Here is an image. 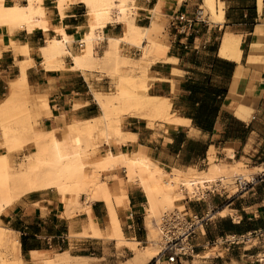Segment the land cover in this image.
Returning <instances> with one entry per match:
<instances>
[{"label":"crops","instance_id":"crops-1","mask_svg":"<svg viewBox=\"0 0 264 264\" xmlns=\"http://www.w3.org/2000/svg\"><path fill=\"white\" fill-rule=\"evenodd\" d=\"M155 1H146L144 5L152 7ZM224 4L223 24L210 25L208 21L185 34L179 33L174 23L181 7L172 3L163 6L168 29L165 41L173 48L170 53L177 61L152 66L151 74L157 80L150 92L170 96L173 105L178 107L176 117L181 123L171 121L168 124L156 120L150 125L146 119L128 117L121 128L125 141L103 143L104 146H101V149H137L141 145L143 153L168 171L174 170L175 174L202 170L198 165L206 163L208 166L212 152L219 161L230 160L226 151L230 148L234 152L233 158L237 162L234 164H238V170L252 177L251 181H247L249 184L246 188L240 187L237 180L236 191L225 184L219 191H207L206 197L211 200L215 215L208 225L197 231L193 239L195 254L180 257L174 263L162 258L158 264H264V62H259V56L252 52L256 28L264 24V5L261 7L262 4L257 3L256 7L254 1L250 5L242 0H224ZM185 12L191 17L194 15L188 8ZM80 19L81 15L75 12L64 19L68 33H75ZM54 23H58L57 17ZM225 31H231L241 39L239 62L219 55ZM218 32L223 34L216 45ZM263 32L264 29L260 38L264 41ZM12 39L21 46L27 44L32 54L15 53L12 46L2 48L0 99L10 93L9 80L21 75L20 62L31 59L25 71L29 93L34 98L47 95L53 111L46 116L45 109L40 105L42 119L39 129L53 131L55 137L60 139L74 117L89 120L100 116L94 91L109 89L108 79H98V73H90L86 77L82 72L70 69L69 60L64 70H46L38 51L45 40L42 30L32 34L18 31ZM245 41H248V50L243 54ZM257 47L264 56V43ZM239 68L241 78L235 82ZM233 87L238 92L231 100L229 95ZM223 90L226 91L224 97ZM219 99L220 105L217 106ZM74 105L78 107L72 114L70 111ZM198 110L203 111V115L200 116ZM207 120L212 123L206 126L198 124V121ZM63 125L65 128H62ZM30 148L37 149L35 145L23 149ZM240 163L246 169L240 167ZM117 171L122 175L125 173L121 169L113 170L110 174L115 179L122 177ZM142 190L137 184L129 186L128 205L118 208V216L126 238L144 245L147 243L146 196ZM206 197L193 205H189L185 199V210L188 213L210 210L211 205ZM78 201L80 205L70 206H75L77 210H72L54 191H33L24 194L1 213L2 224L19 234L20 255L24 262L42 264L46 257L63 251L70 252L74 257L90 258L88 264H121L134 256L129 246L118 245L117 240L109 236L110 207L105 199L98 198L89 204L83 194ZM92 223L102 235L94 234ZM154 261L155 258L146 264H153Z\"/></svg>","mask_w":264,"mask_h":264},{"label":"bare ground","instance_id":"bare-ground-1","mask_svg":"<svg viewBox=\"0 0 264 264\" xmlns=\"http://www.w3.org/2000/svg\"><path fill=\"white\" fill-rule=\"evenodd\" d=\"M14 1L0 0V29L2 30L0 33V55L2 48L15 46L17 41L12 39V36L18 31L32 34L37 30H42L46 36V45L38 51L43 56L42 60L46 70H57L58 63L69 56L74 61V69L79 72L92 70L99 64L100 68L116 85V91L114 95L112 94L111 99L115 102L102 101L100 116L96 117L102 122V127L98 128L93 124L94 118L82 120L74 117L67 126V130L62 132L60 139L55 137L53 131L49 132L50 144L47 146L51 150L52 155L50 157H44L42 150L34 149L31 151V156L38 167L30 174L29 187L42 189V191H54L61 196L65 201V206L67 205L69 208L74 204L75 206L80 205L78 200L83 194L89 204L98 198L105 199L110 207L111 232L109 236L115 238L118 244L127 243L130 245L136 253L134 261L146 264L151 259L157 258L163 250V243L160 239V224L166 213L174 210L179 211L180 207H185L183 202L185 199H202L206 197L207 191H219L224 184L232 191H236L237 180L243 183L251 181L250 175L238 170V164L226 165L210 159L206 169H194L188 174H180L179 172L175 174L174 170L168 171L158 161L143 153L141 145H138L137 149H128L119 153H115L110 148L101 149V146H104L103 143H119L120 141L123 122L120 107L127 105L131 107L129 108L131 110L150 112L149 115H159L163 111L170 114V98L150 92L157 79L151 74L150 63L147 62L148 53L151 51L154 42L159 43L164 49L170 48V44L165 41V34L168 29L167 16L163 6L172 3L178 7L183 2L191 1L193 3L196 0H156L152 7H144L143 9L138 4L139 0H55L60 15L58 25L54 24L52 14L46 5L47 0H24V6L17 5ZM201 1L203 18L206 19V14L210 17L211 22L223 24L225 21L224 0ZM257 1L259 5L264 2L263 0ZM79 5L85 8L86 20L77 27L75 26V33L70 34L67 32V26L63 21L70 14V11ZM140 11H145V15L147 14L149 26L139 24ZM118 25L123 26L121 34L113 33L106 37V30L108 28L116 29ZM263 29L264 24L257 26L252 47L253 54L259 56L261 63L264 62V56L257 46L264 43L260 38ZM103 41L107 42V49L98 63L95 57V48ZM240 41L241 39L236 38L231 31H225L219 48V55L227 60L239 62L241 56ZM75 42L80 44L78 53H72L68 48ZM122 47L134 48L139 51L141 59L135 62L130 55H121L120 49ZM31 52L32 49L28 46V55L32 54ZM30 61L31 59L22 61V71H26ZM249 65L252 64L249 63ZM137 70L141 71L140 75L135 73ZM240 78L239 68L234 78L235 82L239 81ZM147 79L152 80L145 87L147 91L139 90L141 82ZM15 92V88H12L6 98L0 99V118L9 117L7 122L0 124V149H4L0 151V169L10 165V159L6 153L9 137L15 132L23 134L33 129L29 122L28 111L18 116L10 114L8 111V107L17 99ZM236 92L238 91L233 87L230 90L229 99L232 100V96ZM98 96L101 98L100 95ZM76 111L77 107L70 113L75 114ZM139 114L141 118L146 117L145 113ZM172 117L170 118L171 121L181 123L178 116H175L174 119ZM36 132L35 139L37 140L45 136L44 132L37 130ZM15 147H19V144ZM45 147L41 146L37 149H45ZM114 166L124 168L125 175L115 179L110 173V175L105 174L104 176L96 171L97 168ZM10 178L13 181L15 179L14 174L6 173L4 189L3 191L0 189V200L1 196H4L8 199L9 206L17 200L13 191L15 188L12 187V184L5 183V180ZM135 184L143 189L146 196L147 244L141 248L138 247L139 241L126 238L118 216V208L128 205L127 191L129 186ZM206 198L211 203L208 196ZM210 205L212 208V204ZM214 215L215 213H213ZM92 227L95 235H102L98 229L94 228L93 223ZM15 233V236L18 237L19 234ZM61 254L66 256L69 252L65 251ZM68 257L70 258V256ZM81 258L84 259L85 257Z\"/></svg>","mask_w":264,"mask_h":264},{"label":"rangeland","instance_id":"rangeland-1","mask_svg":"<svg viewBox=\"0 0 264 264\" xmlns=\"http://www.w3.org/2000/svg\"><path fill=\"white\" fill-rule=\"evenodd\" d=\"M242 1H248L250 5H252V2L254 1L255 6L257 7V3H258L257 0H242ZM144 2H146V0H139L138 1V4H139V6L142 7V9L145 7ZM14 3L17 5H22V6L25 5L24 0H15ZM46 5H47V8L49 9L50 13L52 14L53 21H55V19L57 17L58 23H54V24L58 25L59 21H60V15H59V11H57L58 8L56 6L55 0H47ZM201 5H202V1L196 0L193 3L191 1L183 2L179 6L181 7V9H180L181 11H186L188 8V10L195 13L198 6L201 8ZM263 5H264V2H263L261 7H263ZM81 6L82 5L76 6L70 11V14L75 12V13L81 15L80 24L84 23L86 20L85 8L83 6L82 7ZM223 7L225 8V4L223 5ZM201 9H203V8H201ZM176 10H178V8ZM180 10H178V11H180ZM146 15H145V11H140L139 24H141L143 26H149L150 25V23L147 22L148 19L146 18ZM205 18L209 21L210 25L214 24V22H211V19L208 15L205 14ZM171 19H173V18H171ZM262 20H263V18H262ZM258 22H260V20ZM122 30H123L122 25L116 26V29L108 28L106 30V37H108L109 35H112L113 33L121 34ZM26 34H28V33L26 32ZM222 34L223 33L218 32V38L216 40V45L220 42ZM237 35H240L243 37V35H241V34H237ZM45 38H46V36H45ZM236 38H238V37H236ZM147 41L148 40L146 39V42ZM155 43L156 42H154V45L152 46L151 51L148 53V58H147V60H148L147 62L150 63V69L156 63H167V62L169 63V62L177 61V59L174 56H172L170 53V51L171 52L173 51V48L171 49V46L169 49L168 48L164 49V48H162V46L159 43H156V44ZM45 45H46V40H44L43 46H45ZM242 47H243V44H242ZM68 48L72 53H78L80 51V44L78 42H75L72 46L69 45ZM13 49H14L15 53H23L26 56H29L27 44L21 46L17 42L15 44V46L13 47ZM106 49H107V42L106 41H103L96 46L95 57H96V60L98 61V63L103 58L102 56H104ZM25 50H26V52H25ZM246 50H248V41L244 42L243 54H244V51L246 52ZM120 53H121V55H123V54L130 55L134 59L135 62H138L141 59V55L139 54V51L135 50L134 48L122 47L120 49ZM41 57L43 59L42 54H41ZM67 60L70 61V69L75 70L74 69V66H75L74 61L69 56L63 58L58 63V65L56 66L57 70L66 69ZM21 63L22 62H20V64ZM41 63L43 65V67L45 68L43 60L41 61ZM90 70H86L85 72H82V73L86 77L90 73H96V74L98 73L99 74L98 79L101 80L103 78H106L109 81V84H107L108 86H110L109 89H107L106 91L105 90H100V91L95 90L94 91V96H95V99H97L96 101L99 104V107H100L102 101H104V100L106 102L110 100V101H113V103H114L115 101L111 100V99H112V96L114 95V92L116 91V85L114 84L112 79L109 76H107V74L100 68L99 64L96 66V68L92 69L91 71ZM75 71H77V70H75ZM135 73L140 75L141 71L137 70ZM151 82H152L151 79H147V80L142 81L140 86H139V90L147 91V89H145V87H147ZM9 83L11 85L10 90L12 88H15V91H16L15 96L17 99L15 100V102H13V104H11L8 107V111L10 112V114H15L17 116L23 115L24 113H26L28 111L29 116H30L29 122L33 126V129H30L29 131H27L23 134H21L20 132H15L11 137H9L8 146H6V153H8L7 155L10 159V165L8 167L0 169V189L2 191L4 189L5 174L6 173L14 174L15 179L13 181H12V178L7 179V180H5V183L12 184V187L15 188L13 190L15 197H17L16 199L18 200L24 194H27V193H30L33 191H42V189H32L28 185V179L30 178V174L34 170H36L38 165H37V163H35L34 159L31 156V154H32L31 151L34 149H23V148L25 146H28V145H35L37 147L46 146L45 149H35V150L44 151V153H43L44 157H48V156L50 157L52 155L50 147L47 146L50 144V133L44 132L41 129H39V125H40V121L42 119L41 107H43L45 109V115L46 116L51 115L53 113V111L51 110L50 102H49L47 95H40V96H37L35 98L30 95L29 88H28L29 86L26 82L25 71H22L21 75L16 77L15 79L9 80ZM175 92H176V90L173 93H175ZM98 95H100L101 98ZM102 95H105V96H102ZM164 96H168V95H164ZM168 97L171 100L170 101L171 102V109H170L171 112L169 111L170 114H167V112L163 111L159 115L155 114L156 115L155 116V115L151 114L152 115L151 116V115H149L150 112L138 111V110H137L138 111L137 112L133 109L132 110L129 109L131 107L127 106V105H125L124 107L123 106L120 107L121 108V111H120L121 116H123L122 117L123 122H122L121 128L124 127V121L126 118L135 117V116L141 118L139 113H145L146 114V117H144L142 119H146L150 125H153L156 120L157 121L158 120L159 121H165L168 124L171 123L170 118L172 116H173L172 119L175 118V116L177 115L176 112H177L178 107L176 106V104L173 105L172 98L170 96H168ZM242 99L243 100L245 99V97L243 95H242ZM242 99H239V100H242ZM40 105H41V107H40ZM237 105H240V104H237ZM76 107H78V106L74 105V108H76ZM8 119H9L8 116L5 118L1 117L0 118V124L3 122H7L6 120H8ZM92 121H93V124H95V126H97L98 128L102 127V125H103L102 122L99 121L97 118H94ZM36 130L39 132H44L45 136L39 140L35 139L36 133H37ZM17 141H19V142H17ZM124 141H125V138H123L122 134H121L119 143H123ZM18 144H19V147H15V146H18ZM12 145H14V146H12ZM2 150H4V149H0V151H2ZM127 150L128 149H113V151L115 153H119V152H123V151H127ZM226 151H227V153H229L227 157L230 158V160L225 159L224 161H219V159L217 157H215L213 152H212L213 155L212 156L210 155V159L217 160L218 162L224 163L226 165H231V164L237 163L234 161V158H233V156H234L233 150L228 148ZM239 165H240V167H243L246 169V167L244 166L243 163H240ZM198 167L200 169H205L207 167V165H206V163H203L201 165H198ZM119 169H121L125 172L124 168H120L119 166H114V167H109V168H97L96 171L98 174H101V175L106 174L107 175L108 173L112 172L113 170H119ZM255 171H257V170H255ZM117 174L119 176L125 175V173H123V175H122L119 172ZM187 201L189 202V205H193L194 203H197L196 202L197 199H187ZM8 206H9L8 205V199H6L4 196H1L0 215L2 212H4L7 209ZM185 207H180L179 210H183V209H185ZM10 230L11 229L5 227L2 224V221L0 219V264H29V262H24L23 258L20 255V245L21 244H20L19 237H16L15 236L16 233L14 231H12V230L10 231ZM146 244L147 243H145L144 245H146ZM118 245H127L130 247V245H128L127 243H121ZM144 245H141V243L139 242L138 247L141 248ZM63 252H65V251H63ZM68 256H70V258ZM135 256H136V253L134 252L133 257L129 258L126 262H123L121 264H139V263L142 264L141 262L137 263L136 260L134 261ZM73 257L70 255V252L66 256L62 255L61 253L60 254L57 253L53 257L52 256L46 257L42 264H88L89 261L91 260L88 257H85L84 259L83 258H73ZM48 259L50 262L48 261Z\"/></svg>","mask_w":264,"mask_h":264},{"label":"built area","instance_id":"built-area-1","mask_svg":"<svg viewBox=\"0 0 264 264\" xmlns=\"http://www.w3.org/2000/svg\"><path fill=\"white\" fill-rule=\"evenodd\" d=\"M174 23L177 26V31L185 34L194 31L198 25L207 24L208 20L203 18L202 9L198 6L192 17L185 11H178ZM248 184L249 182L242 183L239 180V186L242 188H246ZM213 217L212 208L205 213H188L185 209L166 213L160 224V239L163 243V250L155 258L153 264H158L162 258L174 263L180 257L193 256L196 250L193 239L197 231L208 225Z\"/></svg>","mask_w":264,"mask_h":264},{"label":"trees","instance_id":"trees-1","mask_svg":"<svg viewBox=\"0 0 264 264\" xmlns=\"http://www.w3.org/2000/svg\"><path fill=\"white\" fill-rule=\"evenodd\" d=\"M193 92H194V91H192L191 95L193 94ZM225 93H226V91L223 90V92H222L223 96H222V95H221V96L224 97ZM191 95H190V96H191ZM218 101H219V102H218L217 106L220 105V101H221V99H219ZM217 108H218V107H217ZM198 111H199V110H198ZM199 112H200V116L203 115V111H199ZM193 118H197V116H193ZM210 122L212 123V121H208V120H207V121H203V122H199V121H198V124H200V125H202V126H206V125L210 124ZM196 123H197V122H196Z\"/></svg>","mask_w":264,"mask_h":264}]
</instances>
